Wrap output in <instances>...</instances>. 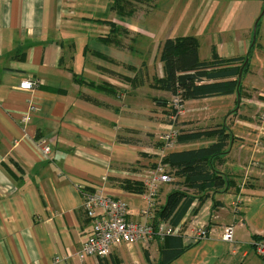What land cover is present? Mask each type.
Listing matches in <instances>:
<instances>
[{
    "label": "crops",
    "instance_id": "1",
    "mask_svg": "<svg viewBox=\"0 0 264 264\" xmlns=\"http://www.w3.org/2000/svg\"><path fill=\"white\" fill-rule=\"evenodd\" d=\"M238 1L223 7L225 14L235 12L230 39L216 45L208 37V45H200L194 37L201 61L249 55L264 0ZM83 6L78 0H0V264H159L155 238L114 247L106 259L82 260L91 231L84 194L101 190L127 205L131 221L145 222L147 180L160 175L163 157L213 142L167 149L163 135L218 125L229 128L231 139L217 169L235 186L192 205L178 227L190 248L171 264H230L239 255L240 264H261L255 244L264 237V78L245 79L249 71L253 77L264 72L258 39L240 95L187 101L172 116L171 95L153 87L164 76L163 45L152 46L147 64L134 59L138 12L106 18L109 6L103 5L96 18ZM157 8L155 2L145 13ZM93 23L103 28L92 38L86 32ZM163 32L172 38L171 30ZM25 82L35 88L21 89ZM40 140L50 145L48 156ZM133 184L145 193L134 192ZM156 186L158 207L173 187ZM228 227L231 243L223 240Z\"/></svg>",
    "mask_w": 264,
    "mask_h": 264
},
{
    "label": "trees",
    "instance_id": "2",
    "mask_svg": "<svg viewBox=\"0 0 264 264\" xmlns=\"http://www.w3.org/2000/svg\"><path fill=\"white\" fill-rule=\"evenodd\" d=\"M114 1L117 7L113 8H117L122 16L133 14L126 13L127 8L121 5L124 0ZM105 23L111 24L107 21ZM256 45L257 41L251 47L247 57L221 59L215 55L211 61L203 62L199 59L197 39L194 37L169 38L164 42L161 52L164 76L155 79L153 87L170 94L171 101L178 97L182 105L187 101L240 95L242 91V78L239 82L240 74L242 72L243 77V73L247 71ZM191 73L202 79L203 82L190 81L186 86L179 87L178 77ZM155 101L157 103L164 102V106H168L169 102L172 103L168 100L156 99ZM170 109V114L175 116L176 111L173 105L170 106ZM209 139H213V142L207 147L174 151L163 157L161 165L164 174L171 178V182L165 184L172 186L173 189L168 194L166 202L153 210V225L155 227L166 223L172 229L178 228L196 201L201 204L211 197V194L228 192L235 186L233 179L217 169L218 162L227 153L230 146L231 133L227 126L218 125L196 131H178L175 143L187 145ZM145 190L142 185L135 187L133 184L134 192L143 194ZM155 239L159 241L160 245L161 261L159 264H171L190 248L184 245L181 234L165 236L163 239L156 237Z\"/></svg>",
    "mask_w": 264,
    "mask_h": 264
},
{
    "label": "rangeland",
    "instance_id": "3",
    "mask_svg": "<svg viewBox=\"0 0 264 264\" xmlns=\"http://www.w3.org/2000/svg\"><path fill=\"white\" fill-rule=\"evenodd\" d=\"M78 1L82 5L83 3L88 5L86 7L83 6V9H86L85 12L87 16L89 14L98 18L97 12H102L103 5L107 8L109 6L108 10L106 12L104 11L107 14L106 18H108L112 12L121 15L117 8H113L117 7L114 0ZM226 1L227 0H124L121 5L127 8L128 11H126V13L138 12L137 18L141 34L138 35V41L135 44L139 49L137 56H134L136 64L138 66L147 64L151 59L152 46L164 44L166 40V33L163 32L164 29L172 31V38L197 37L200 40V45H208L206 42L208 37H213L216 45H220V40L230 39L235 12L230 13V11H228V13L225 14L223 7L228 3ZM155 2L158 4L157 10H155L153 14H146L147 8L154 5ZM242 2L239 0L238 4L241 5ZM89 19L97 20L94 18ZM259 20L260 24L256 39H258V45H260L261 50L264 51V10ZM203 25L207 27L205 31H202L204 29ZM113 26L114 25H112V28L115 29ZM101 28H103V26L100 27L94 23L87 26L86 36L92 38L97 36ZM153 28H155L157 32L154 39L152 37L154 33ZM251 73L252 71L246 73L245 79H254V81H257L258 78L261 79L260 76L264 78V72H260V75L258 74L257 77H253ZM233 257L235 260L238 259V262L236 260L234 262L232 261L230 264L241 263L242 260H239L240 255Z\"/></svg>",
    "mask_w": 264,
    "mask_h": 264
},
{
    "label": "built area",
    "instance_id": "4",
    "mask_svg": "<svg viewBox=\"0 0 264 264\" xmlns=\"http://www.w3.org/2000/svg\"><path fill=\"white\" fill-rule=\"evenodd\" d=\"M21 89L32 90L35 83L25 82L21 84ZM173 107L176 114L182 110L183 105L179 98L173 99ZM24 121H27L25 118ZM178 136V130H172L163 135L162 140L167 149H172ZM41 147L45 156L51 152V147L46 140H40ZM159 176L151 174L148 177V190L145 195L149 202L148 208L142 213L145 222H135L128 218L127 205L118 199L105 195L101 190L93 193H85L83 201V211L91 222V231L80 251L82 260L89 257L106 259L110 256L114 247L122 245H134L142 243L156 237L163 239L165 236L177 235L179 229H172L166 223H161L158 227L153 225V210L156 207L158 196L156 183H169L171 178L164 174L161 168L158 170ZM204 233L199 234L203 238ZM223 240L227 243L233 242V228L225 229ZM256 254L261 264H264V237L255 244Z\"/></svg>",
    "mask_w": 264,
    "mask_h": 264
},
{
    "label": "water",
    "instance_id": "5",
    "mask_svg": "<svg viewBox=\"0 0 264 264\" xmlns=\"http://www.w3.org/2000/svg\"><path fill=\"white\" fill-rule=\"evenodd\" d=\"M257 29H258V22L255 26V29H254V41H253V45L255 44L256 42V35H257ZM252 45V46H253ZM241 78H242V72L240 74V79H239V82H241ZM190 81H193V82H197V83H202L203 80L202 79H199L195 74L191 73V74H184V75H180L178 77V86L179 87H184L186 86Z\"/></svg>",
    "mask_w": 264,
    "mask_h": 264
}]
</instances>
